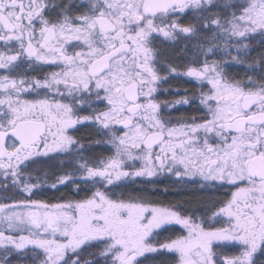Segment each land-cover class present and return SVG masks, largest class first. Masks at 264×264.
<instances>
[{"label":"snow or ice","instance_id":"1","mask_svg":"<svg viewBox=\"0 0 264 264\" xmlns=\"http://www.w3.org/2000/svg\"><path fill=\"white\" fill-rule=\"evenodd\" d=\"M82 7L73 14L71 5L49 0H0V189L28 194L0 202L4 264L14 252L31 253L34 264H81L87 247H98L104 264H139L138 257L158 250L174 253L176 264H256L255 254L264 253V77L230 81L207 56L219 42L226 52H240L250 33L264 34V0H87ZM212 8L220 10L209 14ZM188 10L198 23L181 24ZM200 33L197 47L205 59L193 61L184 74L208 85L200 96L206 112L169 127L154 95L160 77L152 38L176 41ZM25 64L59 70L41 80L20 71ZM41 90L43 98H25ZM85 105L92 111L80 115ZM84 122L99 125L115 153L91 165L78 163L52 187L75 183L79 173L95 190L61 203L31 199L38 186L33 181L40 179L32 165L83 151L69 130ZM125 158L142 167L123 171ZM164 169L181 178L199 176L202 188L228 187L230 195L224 193L212 214L225 218V226L205 227L202 217L110 191L121 177ZM75 191L83 189L77 185ZM168 224L186 234L154 245V230ZM221 241L236 242L241 251L221 256L214 247Z\"/></svg>","mask_w":264,"mask_h":264},{"label":"flooded vegetation","instance_id":"2","mask_svg":"<svg viewBox=\"0 0 264 264\" xmlns=\"http://www.w3.org/2000/svg\"><path fill=\"white\" fill-rule=\"evenodd\" d=\"M49 2L71 5L73 14H76L77 11H84L82 5L87 4V0H49ZM218 2L222 3L223 0H218ZM233 2L239 3L240 0H233ZM219 10L218 8H212L209 14H214ZM179 19L182 25L198 23L195 19V13L191 10H188L187 14L179 17ZM209 35L211 34L209 33ZM203 38L204 33H200L198 37L191 39H185L181 35L176 41L166 40L160 35H154L152 38L151 46L156 54L155 67L160 77L154 95L161 105L160 115L165 121L169 122V127L176 126L179 121H190L193 118L200 120L206 112L204 106L200 103V96L201 91H207L208 85L206 82L201 84L200 81L184 74L187 67L193 66V61L199 60L200 63L204 61L205 56L197 47L198 40H203ZM219 43L221 47L217 48L214 53L208 54L207 60L209 63L218 62L223 75L227 79L246 83L248 77H252L257 82L261 77H264V34L259 31L250 33L247 39L241 42L242 45L247 44V48H241L240 52H237L235 47L226 52L223 50V42ZM2 47V42H0V50H2ZM205 47H207V44H205ZM173 68L176 69L175 72L171 70ZM58 70L56 66L47 64H36L33 68H29L25 64L20 69V71L26 72L29 77H36L41 80L46 75ZM2 74L4 72L0 70V75ZM45 92L46 90H41L39 96L35 93L25 94V98H43ZM184 99L188 100L187 104L175 103ZM166 104H173V107H166ZM78 110L80 115H87L92 111L87 105ZM119 127L117 126V128ZM69 134L78 141L79 145L83 146V151H76L72 156L57 155L54 160L40 158L36 164L32 165L33 177H39L40 179L33 181L38 186L33 190L31 199L47 204L61 203L84 198L86 194L90 195L91 191L95 190L91 182L85 183L79 173L74 177L75 183L52 187L59 176L66 172H75L78 163L87 162L91 165L101 159H107L115 153V148L108 143L109 135L101 131L99 125L84 122L70 129ZM117 134L122 133L118 132ZM81 157L82 159H77ZM125 160L126 164L123 171L131 173L133 163L127 158ZM181 172H183L182 168ZM202 184H204V181L199 176H183L181 178L177 177L175 172L170 173L167 169H164L157 170L152 176L145 174L144 177H132V175L121 177L120 180H114L113 185L110 186V191L116 197L125 199L131 197L155 207L178 211L184 215L194 214L198 219L202 217L206 222L205 227L209 225L214 227L225 226V218L216 220L213 219L212 214L220 206L217 201L225 198L224 193L227 191L230 195L229 188H213L212 186L202 188ZM77 185L83 191L77 193L75 191ZM27 195L26 193H19L16 189L10 188L8 191L0 189V202L10 204ZM198 197H202L203 200L197 202ZM180 234L186 233L179 225H164L160 229L154 230L151 242L154 245L157 242L164 243L169 238L174 239ZM214 247L221 256L238 255L241 249V245L238 243L228 241L216 242ZM93 248L97 256L96 261H99V264H104L103 258L99 255L100 249L98 247ZM156 252H159V262L161 264L176 263L174 253H168L165 250ZM153 253L146 252L143 256L138 257L139 264H147L149 255ZM69 255L71 256V254ZM82 255L83 252L80 256ZM3 257L4 252L0 250V264H4ZM254 258L256 264H264V253L258 251ZM7 264H34V260L31 253L24 256L23 254L17 255L14 252L8 257ZM35 264H38V261ZM69 264H71V260Z\"/></svg>","mask_w":264,"mask_h":264},{"label":"trees","instance_id":"3","mask_svg":"<svg viewBox=\"0 0 264 264\" xmlns=\"http://www.w3.org/2000/svg\"><path fill=\"white\" fill-rule=\"evenodd\" d=\"M203 200L202 197L197 198V202ZM81 264H84V261H93L96 262L97 256L95 253V249L93 247H87L83 251V255L80 256ZM102 260V258H101ZM147 264H161L159 262V252H154L153 254L149 255Z\"/></svg>","mask_w":264,"mask_h":264},{"label":"rangeland","instance_id":"4","mask_svg":"<svg viewBox=\"0 0 264 264\" xmlns=\"http://www.w3.org/2000/svg\"><path fill=\"white\" fill-rule=\"evenodd\" d=\"M132 163H133V166H132L131 173H134V172L138 171L142 167V162L141 161H132ZM132 177H144V175L143 176L132 175ZM233 250H235V249H233ZM240 251H241V249H240Z\"/></svg>","mask_w":264,"mask_h":264}]
</instances>
